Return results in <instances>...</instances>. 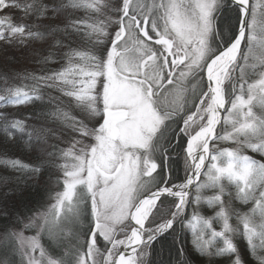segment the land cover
<instances>
[{
  "label": "snow or ice",
  "instance_id": "1",
  "mask_svg": "<svg viewBox=\"0 0 264 264\" xmlns=\"http://www.w3.org/2000/svg\"><path fill=\"white\" fill-rule=\"evenodd\" d=\"M0 60V264H264V0H0Z\"/></svg>",
  "mask_w": 264,
  "mask_h": 264
},
{
  "label": "trees",
  "instance_id": "2",
  "mask_svg": "<svg viewBox=\"0 0 264 264\" xmlns=\"http://www.w3.org/2000/svg\"><path fill=\"white\" fill-rule=\"evenodd\" d=\"M82 12V11H81ZM77 15V14H76ZM80 16V15H77ZM82 16V15H81ZM50 67L56 68L58 65H51ZM2 155V153H0ZM9 156H12V153L9 152ZM16 156H18L20 159H22L25 163H33L35 161V157L32 155L24 154L21 151H17L15 153ZM182 174V173H181ZM17 176V173L13 172L12 170L5 168L4 166L0 165V192L2 191H7L8 188L4 186V178H10L8 187H14V182H15V177ZM47 174L45 175V178L40 180L38 184L33 183V186L31 188L26 189V195L30 194V202L32 204L36 203H44L46 204L47 201L49 200V196L53 191H55V184H46L45 180L47 179ZM15 200L10 202L14 203ZM3 208L0 207V214H2ZM28 215H31V213H28ZM185 248L186 250L192 255L194 264H202L203 259L199 258L196 256L194 253V250L192 248L191 240H192V235L190 230H186L185 234Z\"/></svg>",
  "mask_w": 264,
  "mask_h": 264
},
{
  "label": "rangeland",
  "instance_id": "3",
  "mask_svg": "<svg viewBox=\"0 0 264 264\" xmlns=\"http://www.w3.org/2000/svg\"><path fill=\"white\" fill-rule=\"evenodd\" d=\"M76 14L77 15H80V16L81 15L82 16L84 15V13L81 12V11L80 12H77ZM73 46L75 47L76 45H73ZM84 46L86 47V45H84ZM0 63H2V60H0ZM254 111H257L258 112L259 109L258 108L257 109H254ZM74 112L76 114H79V109H74ZM249 154L251 155L252 153H249ZM255 158L256 159H260V157L258 155L255 156ZM54 189H55V191H58L59 190L57 187H55ZM211 194H212L211 192H205V195H211ZM47 202H49V200ZM230 206H231V208H233L235 210H238L240 212H246V211H248V208L250 207V205H244L241 202H239L237 200H234V199L231 201ZM41 210H43V209H41ZM191 212H192V209L189 210V216H191ZM199 212H200L201 215L206 216V217L207 216H213L214 215V209L209 208L207 205H202L199 208ZM25 222H27V221H25ZM231 223L233 224L234 227L237 224V222H236V220L234 218L232 219ZM17 227H18V229L19 228H22V225L17 226ZM214 227H216V229L219 230L220 225L217 223V224H214ZM24 234L26 236L34 235L35 234V230H33V229H24ZM2 238H3V232H2V230H0V241H2ZM42 242H46V241H42ZM249 259H250V264H255V262L253 260H251V257ZM202 264H206V262L203 261Z\"/></svg>",
  "mask_w": 264,
  "mask_h": 264
}]
</instances>
